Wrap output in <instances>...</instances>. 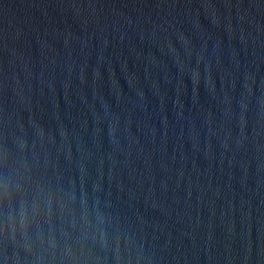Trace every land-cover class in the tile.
<instances>
[{
	"label": "water",
	"instance_id": "1",
	"mask_svg": "<svg viewBox=\"0 0 264 264\" xmlns=\"http://www.w3.org/2000/svg\"><path fill=\"white\" fill-rule=\"evenodd\" d=\"M0 264H264V0H0Z\"/></svg>",
	"mask_w": 264,
	"mask_h": 264
}]
</instances>
